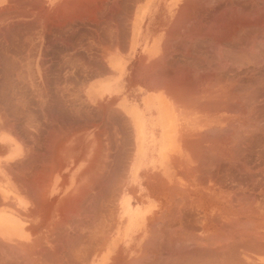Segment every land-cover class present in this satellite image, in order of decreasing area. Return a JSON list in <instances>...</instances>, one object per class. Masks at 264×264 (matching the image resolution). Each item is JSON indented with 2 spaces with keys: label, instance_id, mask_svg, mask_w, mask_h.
<instances>
[{
  "label": "crops",
  "instance_id": "0c3cea01",
  "mask_svg": "<svg viewBox=\"0 0 264 264\" xmlns=\"http://www.w3.org/2000/svg\"><path fill=\"white\" fill-rule=\"evenodd\" d=\"M198 1L0 0V264H193L187 240L217 221L188 171V133L217 93L219 1ZM125 135L119 166L107 149Z\"/></svg>",
  "mask_w": 264,
  "mask_h": 264
},
{
  "label": "bare ground",
  "instance_id": "6f19581e",
  "mask_svg": "<svg viewBox=\"0 0 264 264\" xmlns=\"http://www.w3.org/2000/svg\"><path fill=\"white\" fill-rule=\"evenodd\" d=\"M73 1V0H72ZM132 1V0H131ZM192 1V0H191ZM200 1V0H199ZM198 1V2H199ZM205 1V0H203ZM219 1V0H218ZM217 1V2H218ZM230 1V0H229ZM234 1V0H233ZM237 1V0H236ZM260 2L262 0H259ZM68 2V1H67ZM71 2V1H69ZM80 2V1H79ZM186 2V1H185ZM184 2V3H185ZM207 2H209L207 0ZM215 2V3H217ZM231 2V1H230ZM259 2V3H260ZM64 3V2H63ZM66 3V2H65ZM74 3V2H73ZM72 3V4H73ZM95 4V2H93ZM100 3V2H99ZM201 3H203L201 1ZM220 3V2H219ZM258 3V4H259ZM70 4V3H69ZM77 5V3H75ZM89 4H91L89 2ZM193 4V2H192ZM218 4V3H217ZM232 4V3H230ZM252 4V3H251ZM61 5V3H60ZM96 5V4H95ZM93 5V6H95ZM100 5V4H99ZM188 5V3H187ZM190 5V4H189ZM199 5V4H198ZM206 5V3H205ZM203 4V6H205ZM225 5V4H224ZM243 5V4H242ZM261 5V4H259ZM70 6V5H69ZM68 6V7H69ZM87 6V5H86ZM209 6V5H207ZM206 6V7H207ZM230 6V5H229ZM233 6V5H232ZM235 6V5H234ZM234 6L232 8H234ZM240 6V5H239ZM251 7L253 6L250 5ZM67 7V6H65ZM71 7H73L71 5ZM80 7V6H79ZM82 7V6H81ZM133 7V6H131ZM183 7V6H182ZM205 7V8H206ZM213 7V5H212ZM226 7V6H225ZM63 8V7H61ZM87 8V7H86ZM89 8V7H88ZM94 8V7H93ZM98 8V7H97ZM219 8V7H218ZM231 9L230 7H226ZM252 8H255L252 7ZM251 8V9H252ZM55 9V8H54ZM53 9V10H54ZM57 9V8H56ZM59 9V8H58ZM66 9V8H65ZM68 9V8H67ZM80 9V8H79ZM83 9V8H82ZM125 9V8H124ZM182 9V8H180ZM178 9L180 12L182 10ZM184 9V7H183ZM207 9V8H206ZM217 9V8H216ZM226 9V10H229ZM242 9V8H241ZM250 9V10H251ZM63 10V9H62ZM61 10V12H62ZM74 10V9H73ZM78 10V9H76ZM75 10V11H76ZM132 10V9H131ZM214 10V9H213ZM225 10V8H224ZM232 10V9H231ZM246 10V9H245ZM248 10V9H247ZM246 10V11H247ZM66 11V10H65ZM92 11V9H91ZM96 11V10H95ZM100 11V10H99ZM218 11V10H217ZM221 11V10H220ZM254 11L251 10V12ZM53 12V11H52ZM60 12V13H61ZM93 12V11H92ZM184 10L181 12L183 13ZM193 12V11H192ZM197 12V11H195ZM224 12V11H221ZM236 13V11H234ZM243 12V10H242ZM256 17L252 19L251 21L248 19L250 22H243L242 25H238L235 20L233 22H229L231 24H226L228 23L224 20V26H219V29H223L222 31L218 32L217 37L214 36V39L216 40V46H221L226 45V50L228 51H234L233 49L239 50L243 58L241 59L240 65L241 70L237 71H231L227 72V74H222L225 76H216V87H217V93H216V105H214L216 110V114L218 116L217 118V134H216V145H215V158H216V163H217V171H216V179H218V184L217 182H214L217 185V189H214L213 191V210L216 211V218L213 221L217 220L216 224L213 225L212 230L208 229V236L206 237V240H199L200 242L197 243V247L193 248L191 247L193 254H195V259L192 261L193 264H264V78H258L255 79V81L247 79V73L253 72V70H250V65L251 63H254L252 65L260 66L261 64H264V44L262 46L260 44L259 47H257V39L260 38L261 36H264V7L262 5L261 8L255 10ZM58 13V12H57ZM80 13V12H79ZM91 13V12H90ZM89 13V14H90ZM180 13V15H181ZM200 13V12H199ZM205 13V11H204ZM219 13V12H218ZM225 13V12H224ZM233 13V12H232ZM248 13V12H247ZM254 13V12H253ZM52 14V13H51ZM50 14V15H51ZM54 14V13H53ZM52 14V15H53ZM56 14V13H55ZM65 13H63L64 15ZM88 14V13H87ZM92 14V13H91ZM185 14V12L183 13ZM192 14V13H191ZM202 14V13H201ZM212 14V13H211ZM214 14V13H213ZM217 14V13H216ZM220 14V13H219ZM223 14V13H222ZM230 14V13H228ZM244 14V13H243ZM246 14V13H245ZM251 14V13H250ZM47 15V16H50ZM70 15V13H69ZM178 14H176L177 16ZM208 15V14H207ZM218 15V14H217ZM58 16V15H57ZM71 16V15H70ZM73 16V15H72ZM75 16V15H74ZM119 16V15H118ZM125 16V15H124ZM182 16V15H181ZM180 16V17H181ZM202 16V15H200ZM204 16V14H203ZM219 16V15H218ZM225 16V14H224ZM232 16V15H231ZM233 16H236V14ZM232 16V17H233ZM45 17V16H44ZM51 17V16H50ZM55 17V16H54ZM83 16H81L82 18ZM198 17V16H197ZM217 17V16H216ZM215 17V20H216ZM221 17V16H220ZM231 17V18H232ZM240 17V16H239ZM242 17V16H241ZM37 18V17H36ZM62 18V17H61ZM89 18V17H88ZM122 18V17H121ZM177 18V17H176ZM179 18V17H178ZM184 18V17H182ZM224 18V17H223ZM42 19H44L42 17ZM48 19V18H46ZM56 19V18H55ZM175 19V18H174ZM180 19V18H179ZM221 19V18H220ZM230 19V18H228ZM34 20V19H33ZM37 20V19H36ZM64 20V19H63ZM185 20V19H183ZM218 20V19H217ZM227 20V19H226ZM45 21V20H44ZM47 21V20H46ZM57 21V20H56ZM66 21V20H65ZM192 21V20H191ZM213 21V20H212ZM231 21V20H230ZM43 22V21H42ZM50 22V21H49ZM80 22V21H79ZM96 22V21H95ZM187 22V21H186ZM189 22V19H188ZM216 22V21H215ZM36 23V22H35ZM71 23V22H70ZM73 23V22H72ZM176 23V22H175ZM175 23L172 26L173 29L175 26ZM207 23V22H206ZM209 23V22H208ZM49 24V23H48ZM52 24V23H51ZM66 24V23H65ZM171 24V25H172ZM179 23H176L178 26ZM184 24V21H183ZM189 24V23H188ZM187 24V27H188ZM193 24V22H192ZM198 24V23H197ZM217 24V23H216ZM37 25V24H36ZM166 25V24H165ZM186 24H184L185 26ZM190 25V24H189ZM199 25V24H198ZM197 25V26H198ZM215 25V24H213ZM46 26V25H45ZM69 26V25H68ZM196 26V27H197ZM200 26V25H199ZM198 26V27H199ZM216 26V25H215ZM213 26V27H215ZM38 27V25H37ZM171 27V26H170ZM191 27V25H190ZM196 28L197 30L199 28ZM239 27L245 28L247 27V30L243 29V31L239 32L237 29ZM46 28V27H45ZM194 28V27H193ZM192 28V29H193ZM204 28V27H203ZM217 28V27H216ZM252 29V31L248 29ZM128 29V28H127ZM175 29V28H174ZM179 29V28H177ZM176 29V30H177ZM191 29V31H192ZM195 29V30H196ZM207 29V28H206ZM213 29V28H212ZM104 30V29H103ZM194 30V29H193ZM178 31V30H177ZM181 31V29L179 30ZM185 32V30H184ZM201 32V30H200ZM199 32V33H200ZM186 33V32H185ZM189 33V31H188ZM194 33V32H193ZM198 33V35H199ZM205 33H208L205 31ZM102 35V34H101ZM189 35V34H188ZM191 35V34H190ZM194 35V34H193ZM201 35V33H200ZM208 35H210L208 33ZM207 35V36H208ZM210 35V36H211ZM104 36V35H103ZM197 36V35H196ZM195 36V37H196ZM206 36V35H205ZM260 36V37H258ZM187 37V36H186ZM190 37V36H189ZM192 37V36H191ZM190 37V39H191ZM194 37V38H195ZM203 37V36H201ZM170 38V37H169ZM172 38V37H171ZM170 38V39H171ZM188 38V37H187ZM257 38V39H256ZM264 38V37H263ZM169 39V40H170ZM200 39V38H199ZM210 39V38H209ZM212 38V40H214ZM197 40V39H196ZM203 40V39H202ZM208 40V39H206ZM211 40V42H212ZM263 40V39H262ZM165 41V40H164ZM192 41V40H191ZM261 38L259 39L260 42ZM118 42V41H117ZM172 42V41H171ZM171 42H169L171 44ZM190 42V41H189ZM198 42V41H197ZM205 42V41H204ZM261 41L260 43H262ZM168 43V42H167ZM182 43V42H181ZM188 43V42H187ZM196 43V42H195ZM199 43V42H198ZM206 43V42H205ZM165 44V43H164ZM163 44V45H164ZM201 44V43H200ZM209 44V43H208ZM218 44V45H217ZM103 45V44H102ZM105 45V44H104ZM167 44H165L166 46ZM169 45V44H168ZM183 45V44H182ZM185 45V44H184ZM183 45V46H184ZM189 45V43H188ZM192 45V44H191ZM206 45V44H205ZM248 45V46H244ZM106 46V45H105ZM215 46V47H216ZM164 47V46H163ZM167 47V46H166ZM165 47V48H166ZM187 47V46H186ZM193 47V46H192ZM197 47V46H196ZM202 47V46H201ZM209 48V46L207 45ZM171 48V47H170ZM177 48V47H176ZM217 48V47H216ZM123 49V48H122ZM167 49V48H166ZM189 49V48H188ZM207 50V48L205 49ZM204 50V51H205ZM218 50V48H217ZM220 51V50H219ZM260 51V53L256 56L255 58L253 57V54ZM170 52V51H166ZM168 55V53H166ZM178 52V51H177ZM211 52V51H210ZM218 52V51H217ZM222 52V51H221ZM229 52V54H230ZM236 52V51H235ZM172 53V52H171ZM187 53V52H186ZM192 53V52H191ZM223 53V52H222ZM233 53V52H232ZM238 53V52H237ZM244 53V54H243ZM83 54V53H82ZM195 54V53H194ZM235 53H233L231 56H233ZM166 55V56H167ZM179 55V54H178ZM189 55V54H188ZM228 55V54H226ZM238 55V58L240 56ZM244 55V56H243ZM173 56V53L172 55ZM214 56V55H213ZM219 56V55H218ZM230 56V57H231ZM169 57V56H167ZM207 57V56H205ZM217 59V56H215ZM164 58V57H163ZM171 58V57H170ZM181 58V57H180ZM188 58V57H187ZM191 58V57H190ZM208 58V57H207ZM210 58V57H209ZM253 58V60H252ZM195 59V58H194ZM201 59V58H199ZM220 59V58H219ZM244 59V61H243ZM250 59V60H249ZM161 59H159L160 61ZM163 60V59H162ZM161 60V61H162ZM186 60V59H185ZM202 60V59H201ZM240 60V59H239ZM160 63H164L161 62ZM165 61V60H164ZM172 61V60H170ZM182 61V60H181ZM194 62V61H193ZM170 62H168L169 64ZM180 63V62H179ZM208 63V62H207ZM239 63V64H240ZM161 64V66H163ZM238 64V63H237ZM175 65V64H174ZM184 65V64H183ZM206 65V64H205ZM210 65V63H209ZM206 65V66H209ZM152 66V65H151ZM166 66V65H165ZM164 66V68H165ZM168 66V65H167ZM166 66V68H167ZM182 66V65H180ZM179 66V67H180ZM218 66V65H217ZM220 66V65H219ZM223 66V65H222ZM238 66V65H236ZM235 66V67H236ZM159 67V66H158ZM176 67V65H175ZM178 67V68H179ZM213 67V66H212ZM231 67V66H230ZM252 67V66H251ZM261 68L264 67L260 66ZM164 69L163 67H161ZM169 68V67H168ZM174 68V67H170ZM169 68V69H170ZM201 68V66H200ZM206 68V67H205ZM219 68V67H218ZM224 68V67H223ZM168 69V70H169ZM176 69V68H175ZM191 69V68H190ZM212 69V68H211ZM214 69V68H213ZM212 69V70H213ZM217 69V67H216ZM214 69V71L216 70ZM166 70V69H165ZM167 70V71H168ZM182 70V69H181ZM209 70V69H208ZM222 70V69H221ZM248 70V71H247ZM204 71V70H203ZM211 71V70H210ZM220 71V69H219ZM218 71V72H219ZM224 71V69H223ZM156 72V71H155ZM166 72V71H165ZM206 72V70H205ZM215 72V73H218ZM231 72H235L231 74ZM259 72V71H258ZM160 73V72H159ZM200 73V72H199ZM203 73V72H202ZM209 73V72H208ZM207 73V74H208ZM212 73V72H210ZM209 73V75H210ZM213 73V74H215ZM224 73V72H223ZM154 74V73H153ZM152 74V75H153ZM170 74V73H169ZM258 74V73H257ZM261 74V73H260ZM156 75V74H155ZM159 75V74H158ZM161 76L163 75L162 73L160 74ZM165 75V74H164ZM206 74L204 73V76ZM157 76V75H156ZM155 76V77H156ZM166 76V75H165ZM163 77V79L165 78ZM172 76V75H171ZM170 76V78H171ZM182 76V75H181ZM194 76V75H193ZM208 76V75H207ZM206 76V77H207ZM213 76V77H214ZM250 76V75H249ZM149 77V76H148ZM153 77V76H152ZM151 77V79H152ZM153 77V78H155ZM158 77V76H157ZM160 77V76H159ZM169 77V76H168ZM187 77V76H186ZM212 77V78H213ZM260 77V75H259ZM141 78V77H140ZM174 78V77H173ZM250 78V77H249ZM149 79V80H151ZM157 81L158 78H155ZM162 79V80H163ZM190 79V78H189ZM194 79V77H193ZM210 80L209 78H207ZM165 80H167L165 78ZM187 80V79H186ZM148 81V80H147ZM171 82L174 81V79L170 80ZM177 79L175 80V82ZM201 81V80H199ZM166 82V81H165ZM169 82V79L167 83ZM182 82V81H181ZM180 82V84H182ZM188 82V81H187ZM190 82V80H189ZM188 82V83H189ZM193 82V81H192ZM174 82L169 84L171 87L174 85L179 84V80L176 82L178 84H173ZM186 83V84H188ZM212 83V80H211ZM153 84V83H152ZM157 84V83H156ZM184 84V83H183ZM193 84V83H191ZM155 85V84H154ZM167 85V84H166ZM168 86V85H167ZM182 87V85H180ZM184 86V85H183ZM189 86V84L187 85ZM194 87V86H193ZM210 87V86H209ZM208 87V88H209ZM170 88V87H169ZM184 87L180 88L181 90ZM207 88V89H208ZM238 88H241L243 91L237 90ZM176 89V88H175ZM179 89V88H177ZM186 89V88H185ZM183 89V90H185ZM178 91L180 93H178ZM188 90L186 89L185 92ZM192 91V90H189ZM182 91L176 90L177 94H181ZM201 92V91H200ZM190 93V92H189ZM196 94V93H194ZM248 95L249 98H245L247 102L243 103L245 101L242 97L244 95ZM250 94V95H249ZM186 95V94H184ZM242 95V96H241ZM243 99V101L241 100ZM200 105V104H199ZM206 106V103H205ZM204 106V107H205ZM212 106V105H210ZM209 107V106H208ZM212 108V107H211ZM213 110V111H214ZM215 130V129H214ZM208 131V130H207ZM213 131V130H212ZM210 132V130H209ZM208 132V133H209ZM212 134V132H211ZM214 134V131H213ZM212 134V135H213ZM214 138V137H213ZM203 139V138H202ZM255 139L257 141H255ZM255 141L257 143L256 145V150H250L249 148V143L252 141ZM253 141V142H254ZM252 142V143H253ZM252 145V144H251ZM194 146V145H193ZM197 146V145H196ZM201 147V146H200ZM199 147V148H200ZM210 147V146H209ZM252 147V146H251ZM255 149V145H253ZM214 148V147H213ZM198 149V148H197ZM201 150V149H200ZM207 151V150H206ZM209 152V151H208ZM210 153V152H209ZM201 154V153H198ZM204 155V154H203ZM201 157V156H200ZM207 157V155H206ZM210 157V154L209 156ZM197 159H199L197 157ZM201 163V162H200ZM203 163V162H202ZM214 165V164H213ZM226 171V175L224 174L221 177L219 172V168H222ZM210 169V168H209ZM212 169V167H211ZM221 169V170H223ZM223 172V171H222ZM201 173V172H200ZM203 174V173H202ZM201 176V175H200ZM200 178V177H198ZM203 179V178H202ZM201 180V179H200ZM199 180V182H200ZM205 180V179H204ZM216 181V180H215ZM203 182V181H202ZM204 183V182H203ZM204 194V193H203ZM202 196V195H201ZM204 197V196H203ZM178 199V198H177ZM174 200V199H172ZM182 200V199H181ZM209 200V199H208ZM216 200V201H215ZM174 202V201H173ZM179 203V202H178ZM173 206H175L173 204ZM177 207V205H176ZM174 207V208H176ZM203 209V208H202ZM193 210V209H192ZM173 211V210H172ZM182 213V212H181ZM169 214V213H168ZM168 216V215H167ZM166 216V217H167ZM190 216V215H189ZM193 216V215H192ZM161 217V216H160ZM170 217V216H169ZM168 217V218H169ZM179 217V216H178ZM180 218V217H179ZM206 218V217H205ZM164 220H167L166 218H163ZM170 219V218H169ZM176 219V217H175ZM193 219V218H192ZM171 221V220H170ZM212 221V222H213ZM166 222V221H165ZM164 222V224H165ZM175 222V221H174ZM193 222V221H191ZM207 223V222H206ZM210 223V222H209ZM191 224V223H189ZM163 225V224H162ZM167 225V224H166ZM169 226V225H167ZM175 226V224H174ZM194 226V225H193ZM203 226V225H202ZM210 227V226H209ZM173 228V227H172ZM198 228V227H197ZM165 230V229H164ZM168 230V229H167ZM172 230V229H171ZM175 230H178L175 229ZM170 231V230H169ZM174 232V231H173ZM180 232V231H179ZM31 233V232H30ZM207 233V231H206ZM171 234V233H170ZM174 234V233H173ZM178 234V233H177ZM169 235V234H168ZM176 235V234H175ZM180 235V234H179ZM173 236V235H172ZM186 237V236H184ZM176 238V236H175ZM181 238V237H180ZM189 238V236H188ZM192 238V237H191ZM154 239V238H153ZM177 239V238H176ZM151 240V239H150ZM189 240V239H188ZM173 242L172 240H170ZM177 241V240H176ZM179 241V239H178ZM206 241V242H204ZM208 241V242H207ZM195 242H197L195 240ZM195 242L193 244H195ZM179 243V242H178ZM182 243V242H181ZM185 243V242H184ZM183 243V244H184ZM190 243V242H189ZM182 244V245H183ZM9 245V244H8ZM174 245V244H173ZM170 246V245H169ZM6 247V245L4 246ZM3 247V248H4ZM10 247V245H9ZM14 247V246H13ZM180 247V246H179ZM8 248V247H7ZM12 248V246H11ZM16 248V247H15ZM175 248V247H174ZM178 249V248H177ZM184 249V248H183ZM11 250V249H10ZM13 250V248H12ZM188 250V249H187ZM23 251V250H21ZM186 251V250H185ZM8 252V251H7ZM188 252V251H187ZM20 253V252H19ZM175 253V252H174ZM180 253V252H179ZM178 253V254H179ZM189 253V252H188ZM22 254V253H21ZM183 254V253H182ZM187 254V253H184ZM20 255V254H19ZM173 255V254H172ZM180 255V254H179ZM188 254L185 257L189 258ZM13 256V254H12ZM17 256V255H15ZM22 256V255H21ZM26 256V253H25ZM171 257V256H170ZM170 257L168 259H170ZM191 257V256H190ZM193 257V256H192ZM191 257V258H192ZM23 258V257H22ZM27 258V257H26ZM167 258V256H166ZM14 259V258H13ZM177 259V258H175ZM183 260V258H181ZM180 259V260H181ZM197 259V260H196ZM7 260V259H6ZM19 260V259H18ZM21 260V259H20ZM28 260V258H27ZM164 260V259H163ZM167 260V259H166ZM165 260V261H166ZM179 260V259H178ZM182 260L180 262H182ZM10 261V260H9ZM8 261V262H9ZM22 261V260H21ZM30 261V260H29ZM171 261V259H170ZM175 260H172V263ZM186 262V260H183ZM189 261V259H188ZM13 262V261H12ZM191 262V263H192ZM7 263V262H6ZM163 263V262H162ZM160 263V264H162ZM170 263V262H169ZM187 263V262H186ZM167 264V261H166ZM179 264V263H178ZM181 264V263H180ZM184 264V262H183ZM188 264V263H187ZM190 264V263H189Z\"/></svg>",
  "mask_w": 264,
  "mask_h": 264
},
{
  "label": "rangeland",
  "instance_id": "374dc122",
  "mask_svg": "<svg viewBox=\"0 0 264 264\" xmlns=\"http://www.w3.org/2000/svg\"><path fill=\"white\" fill-rule=\"evenodd\" d=\"M231 1V2H230ZM219 0V18H218V25L219 26H224V21H226V22H228V23H225V25L226 24H231V23H229V22H233V20H235V22L239 25H242L243 24V22H250L252 19H254L255 17H256V15L254 16V14L256 13L255 12V10L256 9H259V8H261L262 7V5H263V7H264V0H262L261 2L259 1V0ZM260 2V3H259ZM230 3H232V4H230ZM253 4V6L252 7H254L255 6V8H252L250 5H252ZM261 4V5H259V4ZM225 4V5H224ZM243 4V5H242ZM231 6V9H229V8H226V7H230ZM234 6V8H232L233 6ZM240 5V6H239ZM226 6V7H225ZM224 8H225V10H224ZM242 8V9H241ZM252 8V9H251ZM226 9H229V10H226ZM247 11H246V10ZM253 10L254 9V11H252L251 12V10ZM224 11V12H221V11ZM242 10H243V12H242ZM234 11H236V13L234 12ZM233 12V13H232ZM248 12V13H247ZM254 12V13H253ZM223 13V14H222ZM228 13H230V14H228ZM244 13V14H243ZM246 13V14H245ZM251 13V14H250ZM224 14H225V16H224ZM233 14L235 15L236 14V16H233ZM233 17H232V16ZM221 16V17H220ZM240 16V17H239ZM242 16V17H241ZM224 17V18H223ZM232 17V18H231ZM221 18V19H220ZM228 18H230V19H228ZM227 19V20H226ZM248 19L250 20V21H248ZM221 20H224V21H221ZM231 20V21H230ZM241 27H239L238 29H237V27H236V29H237V31L239 32V29H240ZM243 29L245 30H247V27H245V28H241L240 29V32L241 31H243ZM223 29H219L218 28V32H220V31H222ZM248 30H250V31H252L253 30V28L251 29H248ZM258 37H260V36H258ZM264 37V36H263ZM262 36L260 37L261 38V41H263L262 43H260V42H257V41H259V39L260 38H256L257 39V41H256V43H257V45L258 44H260L261 46H262V44H264V38H263ZM216 38V37H215ZM198 41L200 40V39H205V38H196ZM214 39V38H213ZM263 39V40H262ZM216 42V40L214 39L213 40V43H212V45H211V49H212V59H213V65L215 66V69H216V67H217V69L214 71V69H213V73H215V72H218L219 71V69H220V71L218 72V73H215V74H213V75H218V76H225L226 74H227V72L229 71L230 72V69H231V71H237V69H235V68H238V70H241V69H239L240 68V65H242L241 63H240V61H241V59L243 58L241 55H239V54H241L240 53V51L238 50L237 51V49L235 48V49H233L234 51H227L226 50V45H222L221 46V48H220V46L218 45V46H216L215 43ZM215 43V44H214ZM208 46H209V49L208 50H210V44H208ZM218 48V50H217V48ZM244 46H248V45H244ZM264 46V45H263ZM257 47H259V45L257 46ZM198 49V51H196V54H195V56H194V61H195V64H196V66H199L200 65V63H202V62H205L206 61V59H207V57H205V56H208V63H210V51L208 52V53H206V52H203L202 53V56L200 55V53H199V48H197ZM196 49V50H197ZM228 49V48H227ZM220 50V51H219ZM218 51V52H217ZM223 53H222V52ZM236 51V52H235ZM229 52H230V54H229ZM235 53L233 56H231L233 53ZM238 52V53H237ZM257 53H258V51L256 52V53H254L253 54V57L255 58L256 56H258L257 55ZM259 53H260V51H259ZM258 53V54H259ZM226 54H228V55H226ZM244 54V53H243ZM214 55V56H213ZM219 55V56H218ZM238 55L240 56V58H238ZM215 56H217V59H216V57ZM231 56V57H230ZM244 56V55H243ZM199 58H201V59H199ZM220 58V59H219ZM240 59V60H239ZM250 60V59H249ZM252 60H253V58H252ZM243 61H244V59H243ZM238 63V64H237ZM240 63V64H239ZM252 64H254V63H251V65H250V70H253V72H250L249 71V73L250 74H248L247 73V79H250V80H254L255 81V79H258V78H261L262 76V78H264V67H260V66H263L262 64L259 66L258 65V68H256L257 66H254V65H252ZM218 65V66H217ZM220 65V66H219ZM223 65V66H222ZM236 65H238V66H236ZM231 66V67H230ZM236 66V67H235ZM252 66V67H251ZM219 67V68H218ZM224 67V68H223ZM226 68H227V70H226ZM222 69V70H221ZM223 69H224V71H223ZM227 71V72H226ZM248 71V70H247ZM259 71V72H258ZM200 72V70H198V69H196L195 70V76L197 77L198 76V73ZM220 72H222V74H225V75H222ZM224 72V73H223ZM228 72V73H229ZM235 72H231V74H233V73H235ZM258 73V74H257ZM261 73V74H260ZM250 75V76H249ZM259 75H260V77H259ZM250 77V78H249ZM252 80V81H253ZM215 82H216V76H215ZM16 87V91H17V89H18V87L19 86H12V90L14 89ZM216 89H217V87H216ZM237 90H239L240 92L241 91H243L244 92V90H241V88H238ZM27 91H32L33 92V85H30V86H27ZM242 93V92H241ZM250 95V94H249ZM242 96V95H241ZM249 98L248 97V95L246 94V95H244L242 98L245 100V101H243V99H241L242 101H243V103H245V102H247L248 101V99H247V101H246V99L245 98ZM213 105H216V98L215 99H213ZM215 109V107H213V110ZM217 118H218V116H217V114H216V110H214L213 111V118H212V121H211V119H210V115H208V116H202V117H200V118H196V123H195V132H190V133H188V171H189V173L190 172H192V171H194V179H195V187L196 188H200V189H212L213 191H214V189H217V185L214 183V182H217V184H218V179H216V171L218 170L217 168V163H216V158H215V143H216V132L218 131L216 128H217ZM215 129V130H214ZM208 130V131H207ZM209 130H210V132H209ZM214 131V134H213V131ZM209 132V133H208ZM211 132H212V134H211ZM214 137V138H213ZM203 138V139H202ZM254 141V140H253ZM252 141V142H253ZM255 141H257L256 139H255ZM251 142V143H249V148H251L250 150H256V145H257V143L256 142ZM252 144V145H251ZM115 145H120V146H118V147H115V148H108L107 149V155H108V160L109 161H113L114 162V164H118L119 166H125L126 164H127V162H128V155H129V152L132 150V146H131V148L129 149V147H128V139H127V136L125 135V138H124V141H122V138H121V141L120 142H115ZM122 145H123V148H122ZM194 145V146H193ZM197 145V146H196ZM253 145H255V149H254V147H253ZM201 146V147H200ZM210 146V147H209ZM252 146V147H251ZM200 147V148H199ZM214 147V148H213ZM198 148V149H197ZM201 149V150H200ZM207 150V151H206ZM210 153H209V152ZM198 153H201V154H198ZM204 154V155H203ZM209 154H210V157H208L209 156ZM206 155H207V157H206ZM191 156V157H190ZM192 156H193V162H192V160H191V158H192ZM201 156V157H200ZM197 157L199 158V159H197ZM201 162V163H200ZM203 162V163H202ZM214 164V165H213ZM211 167H212V169H211ZM217 167V168H216ZM210 168V169H209ZM217 169V170H216ZM221 169H223V167L222 168H219V172H221L220 173V176L221 177H225V176H223L224 174L226 175V171L223 169V170H221ZM223 171V172H222ZM201 172V173H200ZM203 173V174H202ZM201 175V176H200ZM198 177H200V178H198ZM189 178H190V176H189ZM203 178V179H202ZM201 179V180H200ZM205 179V180H204ZM199 180H200V182H199ZM216 180V181H215ZM204 183H203V182ZM204 240H206L205 238H204ZM197 242H195V240H187V251L189 252H187L188 254H190L191 252H192V250L195 248V247H197L196 245V243H198V242H200L199 240H196ZM190 242V243H189ZM195 242V244H193ZM204 242H206V241H204ZM208 242V241H207ZM195 245V246H194ZM193 246H194V248H193ZM191 247L193 248V249H191ZM191 251V252H190Z\"/></svg>",
  "mask_w": 264,
  "mask_h": 264
}]
</instances>
